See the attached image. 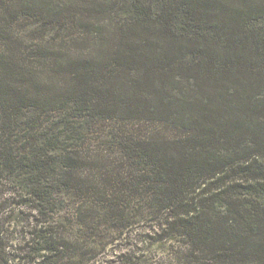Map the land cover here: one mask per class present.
I'll return each instance as SVG.
<instances>
[{"label": "trees", "instance_id": "obj_1", "mask_svg": "<svg viewBox=\"0 0 264 264\" xmlns=\"http://www.w3.org/2000/svg\"><path fill=\"white\" fill-rule=\"evenodd\" d=\"M100 120L161 128L126 129L112 183L77 143ZM6 172L31 212L0 181V264H264V0H0Z\"/></svg>", "mask_w": 264, "mask_h": 264}, {"label": "rangeland", "instance_id": "obj_2", "mask_svg": "<svg viewBox=\"0 0 264 264\" xmlns=\"http://www.w3.org/2000/svg\"><path fill=\"white\" fill-rule=\"evenodd\" d=\"M131 122L121 123L116 120H100L98 123H95L91 127H87L84 129V134L82 135L83 140H79L77 143L79 144L82 151L89 153L96 157L97 164H101L103 166L102 169L96 170L97 173H105V177L103 179L106 182L110 179L111 172L110 169H114L115 174L121 173L124 175V171L121 170L119 167H110L108 166L114 163L117 166H120V162L122 158L119 153L120 142L122 141L123 137L127 136L128 132L126 129L133 128L136 133L139 135L146 136L151 132H158L160 131V127L157 124L145 123L141 126L138 124ZM107 166V167H106ZM115 178V177H114ZM1 187L4 191L5 198L11 199L9 204L13 203L10 208H14L15 213L13 215V219H17L22 223H26V219L31 212L30 207L25 206L23 204L15 203L19 199L18 197H13V193L15 191L21 190L20 182L18 177H14L10 173L6 172L0 177ZM114 182V179L111 183ZM55 190L58 192H62V195L59 196V202L57 208L59 209L58 212L60 214L61 220H64L68 217V215H72L73 208H74V201L75 197V189L74 187L69 188L66 187L64 184H56L54 186ZM12 193V194H11ZM12 196V197H11ZM13 198H15L13 200ZM22 206V207H20ZM21 208V213L19 212L18 208ZM13 211V209H12ZM67 216V217H66ZM146 224H149L146 222ZM145 221L141 220L140 222H135L126 232L115 234L112 237L108 238L103 242V245L100 247V252L96 255L95 259L98 260V263L104 261L108 255L111 254L113 247L116 246L118 250L122 249H131L135 245L136 236L144 229ZM156 248V247H155ZM154 253V260L155 261H162L164 257H167L171 253L164 252L162 249L153 250ZM136 264H142L135 261ZM122 264H129V263H122Z\"/></svg>", "mask_w": 264, "mask_h": 264}]
</instances>
